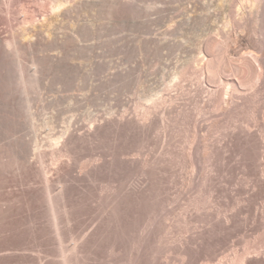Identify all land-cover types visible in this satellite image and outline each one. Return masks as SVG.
Returning a JSON list of instances; mask_svg holds the SVG:
<instances>
[{
    "label": "rangeland",
    "instance_id": "1",
    "mask_svg": "<svg viewBox=\"0 0 264 264\" xmlns=\"http://www.w3.org/2000/svg\"><path fill=\"white\" fill-rule=\"evenodd\" d=\"M0 264H264V0H0Z\"/></svg>",
    "mask_w": 264,
    "mask_h": 264
},
{
    "label": "bare ground",
    "instance_id": "2",
    "mask_svg": "<svg viewBox=\"0 0 264 264\" xmlns=\"http://www.w3.org/2000/svg\"><path fill=\"white\" fill-rule=\"evenodd\" d=\"M241 57H242V56H241ZM256 59H257V58H256ZM245 60H246V59H245ZM244 62H245V61H244ZM246 62H247L246 65L249 67L250 72H253V74H256L257 72H254V71H256L257 69L255 70L253 64H251V62H249V61H247V60H246ZM259 63H260V61H259ZM260 64H261V63H260ZM248 67H247V68H248ZM213 68H214V67H213ZM213 70H214V69H213ZM215 71H216V70H215ZM214 73H215V72H214ZM212 74H213V73H212ZM212 74H211V75H212ZM214 75H215V74H214ZM218 75H219V74H218ZM213 77H214V76H213ZM215 77H216V76H215ZM218 77H219V76H218ZM255 77H256V76H255ZM226 83H228V82H226ZM225 87H226V86H225ZM228 87H229V86H228ZM249 87H250V86H249ZM234 88H235V87H234ZM229 89H230V88H229ZM226 90H227V89H226ZM226 90H225V91H226ZM223 91H224V90H223ZM225 91H224V93H221V94H222V95H223V94L227 95V94L229 93V92H225ZM256 91H257V90H256ZM233 93H234V92H233ZM233 93H232V94H233ZM230 95H231V93H230ZM232 96H233V95H232ZM222 97H223V96H222ZM230 97H231V96H230ZM237 98H238V97H237ZM216 99H217V98H216ZM221 99H222V98H221ZM228 99L231 100L232 97H231V98H228ZM218 100H219V99H218ZM222 100H223V99H222ZM222 100H220V101H222ZM232 100H233V99H232ZM220 101H219V102H220ZM216 102L218 103V101H216ZM220 104H221V103H220ZM229 104H230V103H229ZM235 105H236V104H235ZM236 106H237V105H236Z\"/></svg>",
    "mask_w": 264,
    "mask_h": 264
}]
</instances>
